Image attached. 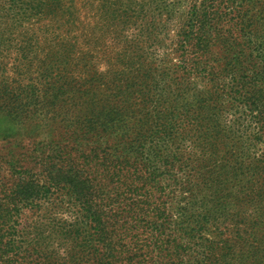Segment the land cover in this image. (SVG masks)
Here are the masks:
<instances>
[{
    "label": "rangeland",
    "instance_id": "rangeland-1",
    "mask_svg": "<svg viewBox=\"0 0 264 264\" xmlns=\"http://www.w3.org/2000/svg\"><path fill=\"white\" fill-rule=\"evenodd\" d=\"M118 2L113 18L95 13L97 0H0V207L12 168L42 184L72 146H94L83 170L104 208L125 204L133 239L147 240L154 221L171 226L177 250L156 251L155 264H264V0ZM192 11L209 14L204 48L182 45ZM86 115L94 132L58 153L46 129L74 131ZM124 186L121 207L106 202ZM69 196L19 204L21 247L0 264H100L102 244L61 234L80 211ZM38 233L49 245L40 254L29 242Z\"/></svg>",
    "mask_w": 264,
    "mask_h": 264
},
{
    "label": "trees",
    "instance_id": "trees-1",
    "mask_svg": "<svg viewBox=\"0 0 264 264\" xmlns=\"http://www.w3.org/2000/svg\"><path fill=\"white\" fill-rule=\"evenodd\" d=\"M125 2L130 7L135 0H125ZM119 7L121 8L118 0H97L94 10L96 14L101 16L110 14L113 18H117L119 16ZM129 7L126 6V10H122L123 16L129 15L130 11H133L132 7L131 10ZM29 10L38 12V9L34 8H30ZM41 10H43L42 7ZM28 12L27 8L21 7L18 9L16 15L23 14L24 17L29 18V14L32 13L28 14ZM75 12L76 10L73 7L71 19L75 17ZM208 16L209 14L207 12L201 15L197 14L196 11L191 12V16L188 18L190 31H188V29L184 39H182L183 46H190L193 49L206 47V35L208 34L209 28L207 30V24H205V22L206 19L209 20ZM229 33L231 34V31H228L227 34ZM223 42H225V44L230 43L228 39ZM186 60L187 59H183L181 62L185 64L187 63ZM255 74V76L259 77L264 82L263 71H257ZM242 85L249 86L251 83L245 82L244 84L242 83ZM248 95L249 94L244 93L242 97V100H245L244 104L246 105V111L250 114L260 115L257 114V110L261 104L256 102L257 99L254 102L247 99ZM261 114L264 115V112H261ZM90 116L91 115H86L80 122L82 125L78 129L74 128L75 130L71 132L68 131L65 125L62 129H51V127L46 129V132L51 133V138L57 140L52 142H54L56 147V149H54L58 153L64 155V150L69 147L68 144H65L66 148L63 146L67 138L75 140L76 136L87 137L90 135L93 131L92 126H90ZM250 116L251 115L245 116V119L242 121L248 119ZM95 117H98V115H95ZM154 123H156L155 119ZM43 133H45V131H42V134ZM79 150V147L72 146L67 153V160L60 161L66 163L65 167L63 168L58 165L59 169L55 167V169L45 174L46 176H44L42 184H40L39 179L33 178L35 174L29 175L25 170L19 172V170L15 171L13 168L11 169V173L15 178L11 186L13 188L10 189V199L5 204L6 207H0V254H6L8 249L18 253L21 247L13 241V235L17 233V219L15 221L14 219L18 211L15 210V208L20 206L19 204L32 205L40 202L42 199L47 198L46 196H48V194H53L58 190L67 192L70 195V201L80 207V211L77 212L74 223H71L69 226H64L61 234L63 237L72 240L80 239L90 244H94L95 242L102 244V254L100 255L99 253L100 264H155L153 258L155 257L156 251H168L170 249L176 251L177 247L173 246V243L169 245L170 241L168 238L171 235L168 232H170L172 228L166 221H164L165 225H159V222L154 221L147 226L146 229H144L147 235L146 238H148L147 240L138 243L136 239H133L136 237L135 234L138 231L129 224L124 215L125 204H123L122 210L117 211H112V208H104V205L101 203L103 197H101L102 194L100 190L91 187L90 183H92L93 180L88 181V176L83 170V167L90 162L91 157L95 156L97 150L93 146L87 155L79 153ZM101 154L103 157L106 153L101 152ZM82 164H84V166ZM115 165L116 164H114L113 167H115ZM2 186L6 185L0 181V191L2 190ZM123 188L121 192H111L110 196H106V202L110 203L113 207H121V201H124V198H127L125 195L130 193V187L124 186ZM163 233H167L165 236L168 237L165 241L161 242L158 238L163 237ZM46 239L47 238H42L41 233H38L36 237H32L29 242L34 245V248H32L34 249V253L40 254L41 250H47L49 245L46 243ZM146 242L148 243L146 244ZM161 245L165 246V248L161 247ZM184 251L185 249H182L179 255Z\"/></svg>",
    "mask_w": 264,
    "mask_h": 264
}]
</instances>
